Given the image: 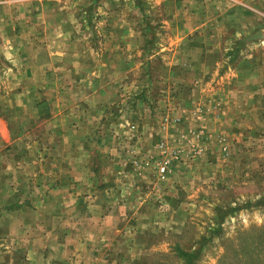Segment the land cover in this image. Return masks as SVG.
I'll return each instance as SVG.
<instances>
[{"label": "rangeland", "instance_id": "1", "mask_svg": "<svg viewBox=\"0 0 264 264\" xmlns=\"http://www.w3.org/2000/svg\"><path fill=\"white\" fill-rule=\"evenodd\" d=\"M238 1L0 2V264H35L24 239L42 235L36 248L64 235L63 264L70 246L72 264H264V96L204 124L175 118L207 70L173 65L184 42L218 71L264 57V0ZM97 79L113 105L90 103L86 126L76 93Z\"/></svg>", "mask_w": 264, "mask_h": 264}, {"label": "crops", "instance_id": "2", "mask_svg": "<svg viewBox=\"0 0 264 264\" xmlns=\"http://www.w3.org/2000/svg\"><path fill=\"white\" fill-rule=\"evenodd\" d=\"M237 2L241 3L238 0H233V3H237ZM238 14L239 13L236 12V15ZM244 27H246V25H244ZM235 28H236L235 32L239 35H241V33L246 32V29L243 28L241 22ZM257 32L259 31L257 30L254 31L248 37L252 39V36ZM245 38L247 39V37ZM255 43H257L258 47H261L262 45L261 42H255ZM196 47H199V49H201L200 50L201 55L198 58H194L190 56L193 53V49ZM209 49L210 48L204 44L203 45L197 44L193 42V40H187L186 42L182 44L181 50L185 52L184 54L185 56H183L182 62L180 61L173 62V65H178V64L183 65L185 71L191 65H199L202 68L207 69L205 73L199 74L198 77H196L198 74H194L195 82H197L196 85H190V86L187 85L186 87L183 86L184 89L189 88L188 90L189 102L186 101L187 107H185L186 109H184V111L181 112L182 115L180 116L175 115V118H178L179 123H182L185 120H190V116L194 115L191 117V119L199 120L201 123L204 124V122L208 120L207 115L209 116L212 111L213 112L215 111L216 113H219L220 116H222V114H224L225 112L232 113L233 110H235L236 108L242 107L245 101L250 102L252 99H256L257 97L264 96V57L256 58L255 53H254L253 57H244L243 59L235 62L232 65H230L229 63H226V65L223 68V70L225 71H218V66L220 65L219 62L221 61L220 60L218 61L215 58L209 57V51H210ZM184 78H185V75H184ZM101 80L102 79H97L96 82L92 81L91 84L93 88H82L79 90L78 94L76 93V96L82 97L84 101L83 107L85 108L82 109L81 114L84 116V119L87 121L86 126L90 123V120H89L90 116L88 114H95L98 112V110H95L94 108L92 109L88 108V106H90V103H93L95 107H97L98 104L101 103V105H103L102 106L103 110L100 109L99 112L103 111L105 113H111L110 111L107 112L105 110L107 108H110L111 105H113L114 91L110 90L112 87H109L110 91L104 92L106 88H103V86L106 83L101 84ZM111 81L114 82L115 80H111ZM107 85L108 83L106 84V86ZM92 92L93 94H91ZM85 96H87V98ZM204 98L212 99V101L210 102L205 101ZM223 104L224 105L226 104V106H228V108L226 107L227 108L226 110H224L225 108L224 109L220 108L221 106H224ZM200 106L201 108H199ZM213 107L220 108V109L215 110L213 109ZM112 112L117 113L116 110H112ZM108 115L110 116V122H113L111 121L112 116L110 114ZM79 138L80 137L78 136V140L73 143L75 150H77V146H79V143H80ZM83 139L87 140L88 143H90L91 141H95L97 143L102 142L101 138L95 134H93L92 136L87 135ZM58 160H61V157L58 158L57 161ZM77 170L79 171V169ZM59 171L61 170L58 168L52 169L47 173L46 176H52V177L57 176L58 173H61ZM74 173H77L76 170H74ZM90 174H91L90 170H88V176ZM59 178L60 177L55 178V179L52 178V181L54 183L51 184V187H53L55 190H58V182L60 180H57V179ZM44 195L45 193L41 195L39 198H35V201H34V203L36 202V204L34 205H36L42 210L48 209V197L47 195L45 196ZM43 196L44 198H42ZM58 215H60L59 220L64 221V215L61 214L60 212H58ZM107 217H110V216H107L104 214L103 219L105 221H108ZM44 237L45 235H42V237L40 238L29 237V238L24 239V241H27V243H24L25 248H28V251L25 254L26 258L36 256L35 258H32V259H35V264H36V261H37V264H44L45 261H46V264H63L65 257L62 254H60V252L63 249L61 242L63 241L64 235H59V236L52 235L50 239L51 241L47 240L44 246L41 245L39 248H36L37 247L36 242L40 240L42 241ZM50 247L51 249L55 247V249H53L55 252L54 254L50 251ZM45 248H48L49 251L47 252ZM77 250L78 248L73 250L71 249V246H70V253H71L70 255L72 257L71 259L69 258V260L71 263L65 261L66 264H72L74 262L75 263L79 262L78 258L80 256V253H75V251ZM49 255H55V258H54L56 259L54 260L55 262L51 260L50 258L51 256L49 257Z\"/></svg>", "mask_w": 264, "mask_h": 264}, {"label": "built area", "instance_id": "3", "mask_svg": "<svg viewBox=\"0 0 264 264\" xmlns=\"http://www.w3.org/2000/svg\"><path fill=\"white\" fill-rule=\"evenodd\" d=\"M3 0H0V2H2ZM159 172H160V175H161V177L163 178L164 177V174H165V171H166V168H165V166L164 165H161L160 167H159Z\"/></svg>", "mask_w": 264, "mask_h": 264}, {"label": "water", "instance_id": "4", "mask_svg": "<svg viewBox=\"0 0 264 264\" xmlns=\"http://www.w3.org/2000/svg\"><path fill=\"white\" fill-rule=\"evenodd\" d=\"M258 37H262V33L261 32H257L256 34H254L252 36V38H258Z\"/></svg>", "mask_w": 264, "mask_h": 264}, {"label": "trees", "instance_id": "5", "mask_svg": "<svg viewBox=\"0 0 264 264\" xmlns=\"http://www.w3.org/2000/svg\"><path fill=\"white\" fill-rule=\"evenodd\" d=\"M186 255V254H185Z\"/></svg>", "mask_w": 264, "mask_h": 264}]
</instances>
